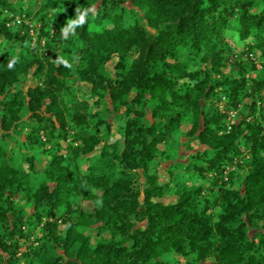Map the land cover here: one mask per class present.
<instances>
[{
    "label": "trees",
    "instance_id": "obj_1",
    "mask_svg": "<svg viewBox=\"0 0 264 264\" xmlns=\"http://www.w3.org/2000/svg\"><path fill=\"white\" fill-rule=\"evenodd\" d=\"M7 41L0 264H264V0H0Z\"/></svg>",
    "mask_w": 264,
    "mask_h": 264
},
{
    "label": "rangeland",
    "instance_id": "obj_2",
    "mask_svg": "<svg viewBox=\"0 0 264 264\" xmlns=\"http://www.w3.org/2000/svg\"><path fill=\"white\" fill-rule=\"evenodd\" d=\"M25 1L26 2H29L30 0H25ZM14 2L16 3L17 1H14ZM23 18L25 19V17H23ZM37 34L38 33H36L34 31V40H35L34 43H36ZM11 45H12V43H10L8 41L4 43V49L1 50V52H0V63L2 62V60L4 58V53L11 47ZM109 69L112 71L113 65H110L109 66ZM262 71L263 70H261L260 68H258L257 70H254L252 73H250L249 74V77L256 78L259 75H263L264 74L263 73L264 71L263 72ZM224 72L225 73H228L229 70L228 69H225ZM24 80H25V84H29L31 82V77L30 76H25L24 77ZM78 88H79V91L81 93H89V91L91 89L90 85H88V84H80L78 86ZM246 102L250 103V102H252V100L251 99H247ZM230 115H231V117H234L236 115V112H234V113L232 112ZM67 144H68L67 142H63V146H66ZM197 145L198 144H196V143L194 144V146H197ZM61 152L62 153H65L64 150H62ZM183 155H184V152L183 151H179L178 152L176 150H173V149L168 148L166 150V152H165V159L167 160V162L165 163V165H170V161H172V159H175L177 156H179L180 159L184 160L185 157H180V156H183ZM166 180H167V175L164 174V173H162V175H161V182H164ZM160 201H162L165 204H170V203H173L175 201V198L172 197V196H166L165 198L161 199ZM80 203H81V205H82V207H83V209L85 211H93L94 205L91 202H81L80 201ZM82 232L85 235H87V236L90 237L92 244H95L97 241H100V240L106 241V240H110L111 239V236L108 233H104L102 235H98L95 230H88V229H82Z\"/></svg>",
    "mask_w": 264,
    "mask_h": 264
},
{
    "label": "clouds",
    "instance_id": "obj_3",
    "mask_svg": "<svg viewBox=\"0 0 264 264\" xmlns=\"http://www.w3.org/2000/svg\"><path fill=\"white\" fill-rule=\"evenodd\" d=\"M77 11L79 13V9ZM85 16H86V13L79 14V17L77 20L71 21L68 24V26L62 30L65 38L68 37V34L70 31L74 32L75 27H77L79 25H83L85 23ZM9 67H11V65H9Z\"/></svg>",
    "mask_w": 264,
    "mask_h": 264
}]
</instances>
